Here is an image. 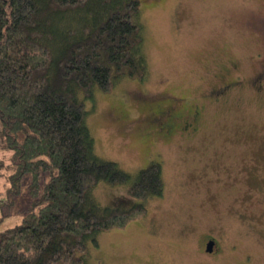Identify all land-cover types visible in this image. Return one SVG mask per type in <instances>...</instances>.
I'll use <instances>...</instances> for the list:
<instances>
[{
	"label": "rangeland",
	"instance_id": "1",
	"mask_svg": "<svg viewBox=\"0 0 264 264\" xmlns=\"http://www.w3.org/2000/svg\"><path fill=\"white\" fill-rule=\"evenodd\" d=\"M139 2L145 76L95 92L85 122L96 155L131 179L160 163L163 190L141 200L99 182L100 204L146 211L99 233L85 264H264V0ZM19 159L0 143V232L32 200Z\"/></svg>",
	"mask_w": 264,
	"mask_h": 264
},
{
	"label": "trees",
	"instance_id": "2",
	"mask_svg": "<svg viewBox=\"0 0 264 264\" xmlns=\"http://www.w3.org/2000/svg\"><path fill=\"white\" fill-rule=\"evenodd\" d=\"M139 14V0H0V143L32 173L21 222L0 232V264H85L99 233L145 213L100 204L99 182L161 195L160 163L131 179L96 155L85 122L95 92L145 76Z\"/></svg>",
	"mask_w": 264,
	"mask_h": 264
},
{
	"label": "flooded vegetation",
	"instance_id": "3",
	"mask_svg": "<svg viewBox=\"0 0 264 264\" xmlns=\"http://www.w3.org/2000/svg\"><path fill=\"white\" fill-rule=\"evenodd\" d=\"M225 86H229L227 84H225L224 86H222L219 90H216L214 89V91H212V93L214 94V96L216 95V98L218 97L217 94L219 93H222L224 91V88ZM161 113V111L159 112ZM197 113V111H196ZM196 118H194L195 120ZM186 124H190V121H186ZM165 126V127H168L169 131L171 132H174V126L172 125L171 122H163L162 123V126ZM187 127L185 126V129ZM203 249H204V252L208 255H215L217 254V251L220 249V245H219V242L218 240H216L214 237H206L205 239H203Z\"/></svg>",
	"mask_w": 264,
	"mask_h": 264
}]
</instances>
